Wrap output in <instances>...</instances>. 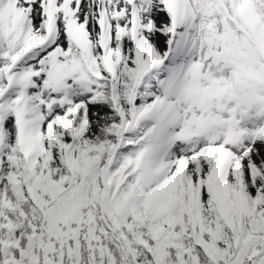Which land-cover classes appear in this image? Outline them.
<instances>
[{
    "label": "snow or ice",
    "instance_id": "obj_1",
    "mask_svg": "<svg viewBox=\"0 0 264 264\" xmlns=\"http://www.w3.org/2000/svg\"><path fill=\"white\" fill-rule=\"evenodd\" d=\"M0 264H264V0H0Z\"/></svg>",
    "mask_w": 264,
    "mask_h": 264
}]
</instances>
